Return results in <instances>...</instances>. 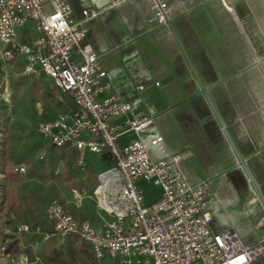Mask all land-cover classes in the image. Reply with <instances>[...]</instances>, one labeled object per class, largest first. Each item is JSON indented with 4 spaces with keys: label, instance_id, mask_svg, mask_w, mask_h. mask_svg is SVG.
I'll use <instances>...</instances> for the list:
<instances>
[{
    "label": "built area",
    "instance_id": "2783aa9c",
    "mask_svg": "<svg viewBox=\"0 0 264 264\" xmlns=\"http://www.w3.org/2000/svg\"><path fill=\"white\" fill-rule=\"evenodd\" d=\"M127 1L132 0H110V8ZM146 1L151 21L166 25L172 12L168 1ZM102 13L85 9L75 18L65 0H0V151L5 142L3 121L10 118L13 108L9 78L2 73L7 64L16 66L14 61L24 56L20 74L49 77L71 102L68 111L37 126L50 151L73 150L81 169L86 153L108 154L112 162L96 177L92 191L96 210L109 221L102 219V226L94 228L53 201L45 214L51 233L21 225L15 235L76 238L89 248L96 264H254L264 238L256 247H244L235 231L214 230L208 183H190L181 169L180 155L154 159L149 148L160 144L162 137L155 136L149 143L139 138L154 119L127 118L131 105L111 93L99 55L86 43L89 25ZM2 111L7 114L2 116ZM121 117L126 119L120 125L110 122ZM128 133L137 140L120 145V137ZM46 158L43 149L38 160ZM13 173H25L24 166L16 165ZM4 178L1 173L0 180ZM139 181L158 187V199L148 201L137 187ZM73 194L77 201L86 197ZM255 203H259L257 197L250 204ZM256 228L264 230V206ZM0 249L7 256L4 246ZM17 263L29 264L28 258L22 256Z\"/></svg>",
    "mask_w": 264,
    "mask_h": 264
},
{
    "label": "crops",
    "instance_id": "0c3cea01",
    "mask_svg": "<svg viewBox=\"0 0 264 264\" xmlns=\"http://www.w3.org/2000/svg\"><path fill=\"white\" fill-rule=\"evenodd\" d=\"M65 1L75 18L85 9L103 11L89 25L86 43L99 55L111 93L131 105L127 118L154 119L139 138L149 143L161 136V121H172L190 136L191 145L184 147L196 144L209 162L189 170V152L176 153L163 136L149 148L151 156L182 155L186 179L209 185L213 229L233 230L244 247H256L264 206V0H167L172 12L164 26L151 21L146 0L115 8L110 0ZM125 119L110 122L120 125ZM136 140L128 133L119 144ZM231 173L235 178H228ZM237 179L242 184L235 187ZM255 197L259 203L247 204ZM241 205L245 212L238 214L253 228L251 245L241 242L243 234L226 213ZM259 252L254 264L264 257V244Z\"/></svg>",
    "mask_w": 264,
    "mask_h": 264
},
{
    "label": "rangeland",
    "instance_id": "374dc122",
    "mask_svg": "<svg viewBox=\"0 0 264 264\" xmlns=\"http://www.w3.org/2000/svg\"><path fill=\"white\" fill-rule=\"evenodd\" d=\"M24 61V56H20L14 61L17 67L7 64L2 73L9 78L13 108L10 118L3 121L5 142L0 151V174L5 176L0 180V248L16 240L20 253L18 256H3L0 249V264H18V259L25 255L29 264H94L79 253L67 256L66 241L63 238L56 237L46 241L43 235H15L14 230L21 225L42 229L47 227L46 209L53 201L59 202L75 219L88 222L94 228L101 227L102 219L106 216L96 210L92 191L97 184L96 177L110 166L107 161L102 160L101 155L86 153L84 167L81 169L76 165V153L73 150L62 148L50 151L37 133V126L68 111L71 102L53 86L49 77L42 75L34 79L20 74ZM1 114L5 116L7 112L2 111ZM161 123V136L165 141L171 142L176 153L189 152L190 156L185 161L189 170L194 171L197 166L204 168L208 164V155L196 144L184 147L191 142L190 136L184 135L185 131L180 133L172 121ZM43 149L47 152V158L40 162L38 157ZM16 165H23L25 173H13ZM234 176L231 173L228 178L233 179ZM232 184L237 187L236 184H242V181L237 179ZM137 187L148 197V201L158 199L160 195V189L151 183L139 181ZM73 191L85 194L86 197L77 201ZM251 202L252 200L247 204ZM244 208L241 205L238 211L237 207H227L226 213L231 214L232 224L243 234L241 242L251 245L254 240L253 228L248 218L238 214L240 211L245 212ZM221 217H224L223 212ZM258 233L260 239L264 238L263 229ZM258 264H264V257Z\"/></svg>",
    "mask_w": 264,
    "mask_h": 264
},
{
    "label": "trees",
    "instance_id": "16d2710c",
    "mask_svg": "<svg viewBox=\"0 0 264 264\" xmlns=\"http://www.w3.org/2000/svg\"><path fill=\"white\" fill-rule=\"evenodd\" d=\"M101 158H102V160L107 161L110 166L112 165V162H111L108 154H102ZM40 162H44V161H40ZM43 231L46 233H51V229L48 226L43 228ZM54 238H56V237H52L46 241L52 240ZM64 240L66 241L65 249H66V255L67 256H70L73 253H79L81 255L86 256L90 261H92V263L96 264L92 253L89 251V248L86 245H84L78 239L72 238V237L66 238ZM78 244H80L79 247H78ZM19 247L20 246H19L18 241H16V240L10 241L4 246V251H5L4 253L6 255L13 254V255L18 256L20 253ZM25 256H27V255H25Z\"/></svg>",
    "mask_w": 264,
    "mask_h": 264
}]
</instances>
